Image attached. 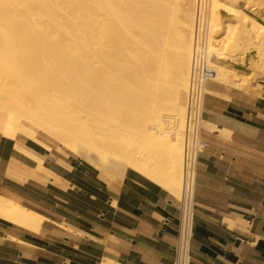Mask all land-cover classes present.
<instances>
[{
    "label": "bare ground",
    "instance_id": "6f19581e",
    "mask_svg": "<svg viewBox=\"0 0 264 264\" xmlns=\"http://www.w3.org/2000/svg\"><path fill=\"white\" fill-rule=\"evenodd\" d=\"M158 4L159 0H0V97L11 102H0L9 115L0 117V134L14 141L19 156L27 149L16 142L19 132L45 150L62 148L70 158L88 146L100 155L121 158L126 175L181 197L196 0H187L179 20L175 18V34L181 35L174 39L179 37L176 43L183 49L179 53L168 49L165 10ZM223 13L240 16V26L223 22ZM249 15L212 0L208 50L215 80L226 84L232 79V47L242 50L259 34L263 37L264 24ZM258 44L264 45L262 39ZM22 116L31 120L16 126L14 121ZM203 128L208 129L207 121ZM75 140L81 143L73 144ZM206 152L203 142L201 154ZM29 156L36 169L58 174L57 158L46 163L33 151ZM0 210L23 226L40 220L1 194Z\"/></svg>",
    "mask_w": 264,
    "mask_h": 264
},
{
    "label": "crops",
    "instance_id": "0c3cea01",
    "mask_svg": "<svg viewBox=\"0 0 264 264\" xmlns=\"http://www.w3.org/2000/svg\"><path fill=\"white\" fill-rule=\"evenodd\" d=\"M243 80L207 83L191 264H264V79ZM16 142L22 156L0 134V194L40 220L23 226L0 210V264L174 263V194L87 150L90 164L58 146L33 148L23 134ZM32 151L60 160L58 174L36 169Z\"/></svg>",
    "mask_w": 264,
    "mask_h": 264
},
{
    "label": "built area",
    "instance_id": "2783aa9c",
    "mask_svg": "<svg viewBox=\"0 0 264 264\" xmlns=\"http://www.w3.org/2000/svg\"><path fill=\"white\" fill-rule=\"evenodd\" d=\"M212 0H196L192 55L183 131V187L180 197V217L174 246L173 264H191V244L195 222V193L198 157L203 145V110L207 83L215 80L216 71L209 57L210 18Z\"/></svg>",
    "mask_w": 264,
    "mask_h": 264
},
{
    "label": "rangeland",
    "instance_id": "374dc122",
    "mask_svg": "<svg viewBox=\"0 0 264 264\" xmlns=\"http://www.w3.org/2000/svg\"><path fill=\"white\" fill-rule=\"evenodd\" d=\"M170 1H172V2H170ZM221 1L223 2V4H225L227 6L235 5L241 12H245L248 15L250 14L249 16L253 17L254 19H257L258 21H260L261 23L264 24V19H263L264 18V0H226V1L225 0H221ZM172 3H174V4H172ZM186 4H187V0H166V1L165 0H159L158 6L160 5L162 7L161 8L159 6L160 7L159 10H162V12H163V10H165L163 12L164 15H165L163 21H164V24H166V25H164V32H165V35H166L167 42L169 41L167 43L168 49L171 52L172 51H174V52L176 51L175 53L183 52V49H181V46H180L181 43L180 44L176 43L177 40L179 42V39H178L179 37L177 38V40H175L176 38L174 39V36L177 37L176 35H181V33H179V32H178L179 34H177V33L175 34V32L178 31V30H176L177 26H175V25H178V22H179V21H176L175 18L177 17L176 19L179 20V17H180V13L179 12L181 11V6H184ZM174 7L176 8V11H174L175 10ZM169 10H172V11H169ZM223 14L221 15V19H222L223 22L230 23L232 21L231 22L232 24H236V25L238 24L240 26V24L238 23V21H239L238 19H240V16L238 17V15H234V18H233V16H231L229 14H226V13H223ZM165 17H167V18H165ZM229 17L230 18L232 17V19L229 20L230 19ZM172 19H174V21H176V23L174 22V24H173V22H172L173 20ZM167 22L170 23V24H168ZM261 34L262 35L264 34V30H263V33H261ZM259 35H258V38L256 40H254L253 42H250V45L249 46H245V48H243L242 50L240 49L241 47H239V48L232 47L233 51L231 50V53H232L233 56H235V58L232 59L233 62H229L231 64L230 65V69L232 70V72H231V78L232 79L233 78L234 79L235 78H243L244 80H246V79L247 80L248 79H264V45L263 46H259L260 44H258V41L261 40V39H262V42H264V35H263V37H260ZM173 43H176V46L173 45ZM251 43H253V44H251ZM246 60L251 61V63L248 64L249 62H246ZM235 65L244 67V70H240V69L235 68ZM248 65H250V66H248ZM252 68L255 70V72H254V70ZM0 102H3V103L7 102L8 103L9 101L0 97ZM9 103H11V102H9ZM7 114L8 113H7V111L5 109L0 108V117L1 118L9 116ZM34 114H36V112H34ZM27 120H31L30 117L22 116L21 119L15 120L14 123L16 124V126L19 125V124H22V126L24 127L23 124ZM37 132H40V131L37 130ZM17 134L22 135V133H20V132L17 133ZM28 141L34 147H40L39 145L33 143L29 139H28ZM75 143H81V141L80 140H75L73 142V144H75ZM86 150L88 151L89 156H90V158H91V160L93 162L99 161V163L103 164V165H105L106 162H109L111 165L114 164L116 166L123 167V169L125 168V166H124L125 162L121 158H119L118 156H115V155H112V154H109V153H105L104 155H100V154L96 153L95 151H93L88 146H86ZM78 157H81L84 161L86 160L85 155L82 154V153L81 154L79 153ZM96 159H97V161H96ZM86 162H87V160H86ZM88 164H90V163H88ZM111 165H109V166H111ZM178 200H180V198Z\"/></svg>",
    "mask_w": 264,
    "mask_h": 264
},
{
    "label": "water",
    "instance_id": "95a60500",
    "mask_svg": "<svg viewBox=\"0 0 264 264\" xmlns=\"http://www.w3.org/2000/svg\"><path fill=\"white\" fill-rule=\"evenodd\" d=\"M235 68L240 69V70H244V67H242V66L235 65Z\"/></svg>",
    "mask_w": 264,
    "mask_h": 264
}]
</instances>
